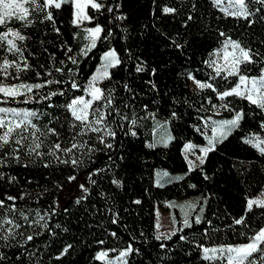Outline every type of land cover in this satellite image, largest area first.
Instances as JSON below:
<instances>
[{
	"label": "trees",
	"instance_id": "16d2710c",
	"mask_svg": "<svg viewBox=\"0 0 264 264\" xmlns=\"http://www.w3.org/2000/svg\"><path fill=\"white\" fill-rule=\"evenodd\" d=\"M97 2L104 7L94 10L89 6L87 15L91 20L83 28L73 24L72 4H64L53 12L55 23L45 20L44 13L33 12L28 25L19 21L7 25L26 37L18 42L23 45V56H12L0 49V57L16 60L21 67L26 61L29 68L18 74L19 79H14L17 73L9 69L12 75L4 83L61 80L64 83L49 85L40 92L63 91L64 95L41 102H37V96L29 103H24L25 97L21 96L0 103V107L43 113L34 123L42 130L56 128L65 147L71 120L65 105L75 97L85 96L105 52L115 50L121 63L110 69L111 78L101 83L106 94L111 90L113 107L119 112L108 117L116 133L114 139L106 138L113 145L111 149L99 144L90 133L89 144L100 150L90 157L84 156V163L79 166L62 164L48 155L29 158L21 153L20 164L13 161L7 167H0L4 174L0 178V200L5 204L0 216L14 219L21 225L17 231L23 234L8 242L11 247L3 246L5 242L0 241V255L5 257L0 264H106L95 259L97 253L108 251L116 256L129 245L133 251L127 264H226L219 260L205 261L201 246L245 244L264 227V209L254 206L252 212L245 213L246 199L264 191V156L244 143L252 135L264 137V129L260 128L264 113L235 96L221 101L217 92L230 90L236 78L213 80L215 72L205 62L230 37L259 53L254 57L258 62L248 65L245 72L248 76H259L264 68V5L249 0L253 15L245 20L226 16L211 0ZM165 7L176 11L165 13ZM97 25L104 29L101 39L83 55V29ZM5 30L6 27L0 26V32ZM109 31L111 36H107ZM69 56L77 63L73 64ZM137 67L143 71L137 72ZM56 68H63V72H56ZM49 71L51 76L46 74ZM189 74L201 82L213 83L217 91L192 90ZM72 81L79 89L71 88ZM49 103L54 106L48 107ZM225 103L227 109L221 107ZM241 110L245 118L240 127L215 144L201 166L189 171L184 146H205L207 124L213 119H232ZM162 124L169 131L168 144L149 147ZM132 131L135 136L131 135ZM56 140L55 136H49L45 145ZM41 151L47 152V147ZM58 155L61 159L68 158L63 153ZM45 163L49 166L44 167ZM157 172L167 173L162 186L157 183ZM92 173L95 174L91 180L95 183L88 179ZM72 176L74 180L69 179ZM114 180L118 183H113ZM81 184L88 189L87 193L80 189ZM9 196L15 197V201L7 200ZM188 198H197L194 213L201 217V223L195 224L193 218L192 227H180L183 231H177L178 228L170 239L157 240L156 206ZM77 200L80 202L76 203ZM10 205L17 209L14 215L7 212ZM21 211L29 217L28 221L22 219ZM37 211L46 214L41 225L47 223V228L32 223ZM242 216L246 217V226L236 225L234 221ZM28 235L33 240L26 242ZM181 236L186 239L181 240ZM69 245L68 252L61 255Z\"/></svg>",
	"mask_w": 264,
	"mask_h": 264
},
{
	"label": "snow or ice",
	"instance_id": "6c2138e0",
	"mask_svg": "<svg viewBox=\"0 0 264 264\" xmlns=\"http://www.w3.org/2000/svg\"><path fill=\"white\" fill-rule=\"evenodd\" d=\"M255 3L264 5V0H253ZM214 7H218L226 16H231L234 18L248 19L253 13L249 9V0H211ZM64 4L74 5V19L73 24L79 25L84 20H91V17L85 14V7L91 5L94 10H100L104 7L102 3L97 2V0H0V26L6 27V30L0 32V49H5L12 56L20 55L23 56V45L22 43L26 40V37L22 35L19 31L7 27V25L12 21H19L24 25L31 23V15L33 12L44 13V19L55 23L53 12L55 10L61 9ZM111 12L112 8H108ZM165 13H174L176 10L170 7H165L163 9ZM191 19V17H189ZM58 31V29H57ZM104 29L97 25L94 28L86 29L88 33L87 39L90 43L82 49V54L87 55L91 49L96 47L97 41L101 39V33ZM112 33L109 31L107 36H111ZM221 36H225V33L221 32ZM107 36L104 39H107ZM179 47V45H178ZM69 52L72 50L69 48ZM215 59H210L205 63L212 69H214L215 76L212 77H222L227 80L229 77H235L236 83L230 90H225L223 92H217L219 99L224 101L228 97H238L242 100L248 101L250 105H254L262 113H264V68L261 69L259 76H248L245 74L247 71V66L256 64L258 61L254 59L255 56H259V53H253L251 49H246L241 45L239 41L232 40L230 37L225 39L222 48L214 53ZM69 60L73 64L77 63L74 57L69 56ZM2 63H0V76L4 79H0V96L3 100L0 103H7L9 100L15 101L17 97H25L24 103H29L34 97H39L37 102L41 101H51L53 97L57 95H64L63 91H50L47 94H42L41 89L47 88L52 84L64 83L61 80H44L43 83L29 84L25 82H20L18 84H6L4 80L7 79L12 73L9 69H14L17 73L14 79H19V73L22 71H27L29 65L24 62L23 67L16 60H9L7 56L0 57ZM103 63L100 69L97 70V74L94 75L88 83L85 89L86 96L75 97L70 102L65 105L67 112L70 113L71 120L68 123V128L70 132V137L68 141V146H63L59 141L60 133L53 127H47L46 130H42L34 121L39 120L43 113H39L35 110L28 109H17L9 107H0V167H7L11 162L17 164L21 163V153L25 156L31 157H43L45 155L52 156L56 158L62 164H70L73 167L79 166L84 163L83 157H90L92 153L99 151L100 149L95 148L89 144L92 139L89 134H94L95 139L99 144L104 145L105 148L111 149L113 145L106 141L107 137L115 138V131L110 127L108 123V117L116 112H119L113 107V97L111 95V90L106 94L103 89L97 86L99 81L110 79V69L117 67L121 60L118 58L115 50H109L105 52L102 57ZM223 61L220 63L219 61ZM63 63V61H61ZM56 72H63V68H56ZM71 71V70H69ZM137 72L143 71L142 67L136 68ZM48 76L52 75L49 71L46 73ZM37 77H40V73H36ZM188 79L193 80L196 87L200 90L211 89L216 92L217 89L214 87L213 83L201 82L195 79L191 74L188 75ZM79 85L75 82H71L72 89H79ZM127 88V85H125ZM48 107H53L51 103L47 105ZM215 107V105L213 106ZM221 107L227 109L228 104H222ZM108 109L109 111H105ZM175 115V113H173ZM126 119L127 117H122ZM245 118V113L241 111H236L234 117L229 120H224L214 127H212L213 137L208 140V147L200 149L203 156L198 157L200 164L204 163V156L208 152L214 150L216 142H222L226 139L228 135L234 129L240 127V122ZM114 122V121H113ZM136 121L133 120L132 124ZM260 128L264 129V121L261 122ZM78 129V131H77ZM131 135L135 136L134 131ZM49 136H55L57 138L55 143L50 145H45V140ZM88 137V139H84ZM244 143L251 145L256 149L262 156H264V137L259 135H252L244 139ZM155 144L149 145V147H155ZM166 146V144H165ZM47 147V152L41 151L42 148ZM193 148V145H185V152H189ZM84 150V151H82ZM80 152L77 156L76 153ZM58 153H63L67 156V159H61ZM27 167V164L24 165ZM44 167H48L49 164L45 163ZM194 167L193 162L189 161V171ZM99 171V170H97ZM89 175L88 179L92 183L95 181L91 180ZM3 173L0 172V178L3 177ZM167 176V173L164 174ZM14 179V177L12 178ZM70 180H74L75 176L69 177ZM176 179H183V177H177ZM113 183H118V181H113ZM162 186V185H161ZM80 189L87 193L88 189L81 184ZM192 187H195L192 185ZM7 200L15 201V197H6ZM80 201L77 200L76 203ZM139 203V201H136ZM172 207L171 204L168 205ZM264 209V193H261L257 198H247L245 213H250L253 207ZM181 211H184V205L179 206ZM189 208L195 210L196 205L189 204ZM5 208L4 200H0V209ZM17 209L14 205H10L7 208V212L10 215H14ZM202 211V209H201ZM20 216L23 220L28 221L29 217L24 215L21 211ZM159 215V214H158ZM190 213L185 212L183 219V228L192 227V221L189 219ZM46 214L41 215L39 211L36 212V219L32 221L35 225H41L42 221H45ZM173 223H176L175 215L172 216ZM195 224L199 225L201 223V217L196 216L194 220ZM115 223V221H113ZM236 225H245L246 217L242 216L234 221ZM47 228V223L41 225ZM57 227H59L57 225ZM157 229L160 228V224L157 223ZM21 228V225L17 223L14 219L8 218V216H0V241L5 242L3 246L12 245L8 244L9 241L16 239L18 235H23L17 230ZM183 228L177 231L182 232ZM115 236V233H112ZM176 235V231L165 235L164 233L158 234L155 238L160 239H170L171 236ZM181 240L186 239V237L181 236ZM33 236L28 235L26 237L27 241H32ZM99 243H103L100 241ZM22 246V245H21ZM71 245L67 246L61 255L66 254ZM163 247V245H162ZM202 247V258L205 261H223L226 264H264V227L259 228L255 234L248 238V242L240 245H228L221 247ZM133 249L131 245L125 251H121L119 256L116 258L117 261H121L122 264H127L123 260L127 257ZM107 251H101L97 253L95 259L99 261H106V264H114L112 260H107ZM5 259L3 255H0V260ZM19 259V257H18ZM59 259V257H57Z\"/></svg>",
	"mask_w": 264,
	"mask_h": 264
},
{
	"label": "rangeland",
	"instance_id": "374dc122",
	"mask_svg": "<svg viewBox=\"0 0 264 264\" xmlns=\"http://www.w3.org/2000/svg\"><path fill=\"white\" fill-rule=\"evenodd\" d=\"M89 6H91V5L89 4V5H87L85 7L84 11H85L86 15H87V8ZM223 6L226 7V0H225V4ZM74 11H75V8H74ZM88 22H89V20H84L78 26L80 28H83L82 26L84 24L88 23ZM83 32H84V39H85V46H86V45H88L90 43V40L87 39L88 33L86 32V29H83ZM85 46L83 47V49L85 48ZM221 48H222V46L219 49H217L215 52H213V54L211 55L210 59H215L216 57H215L214 53H216ZM219 62L223 63L222 60L219 61ZM102 63H103V60H102L101 64L99 65V67L97 68V70L101 68ZM97 70L94 73V75L97 74ZM102 82H103V80L99 81L97 86L101 88V83ZM190 87H191L192 90L198 89L194 82L191 83ZM85 98H89V97H87L86 94H85ZM222 121H224V120L213 119L207 124L208 125V131H207V135H206V141L207 142H206L205 146H197V145L191 144V145H193V148L187 153L185 152V146H184L183 154H184V157H185V160H186L188 166H189V161L193 162V164H194L193 168L201 166V164H200V162L198 160V157L203 156L204 154L200 152V149L204 148V147H208V140L213 137L212 127H214L216 124H218V123H220ZM169 140H170V135H169V131H168L167 126L165 124L160 125L157 128V131L155 133L154 144L155 145H160V146H165V144L166 145L168 144ZM217 143L218 142H216L215 144H217ZM205 157L206 156H204V159H205ZM164 174H165V172H157L156 173L157 183L160 184V185L163 184L167 180L168 176H165ZM261 193H264V191H262ZM260 194H258L254 198H257ZM169 204H171L172 207H169L168 206ZM189 204H194L197 207V204H198L197 198H188V199H183V200L166 201V202H163V203L157 205L156 209H155L156 234L158 235L160 233H164L165 235H167V234H170L173 231H176L178 228L183 227V219H184L185 212L190 213V215H189V219L190 220H192L193 218L198 216V215H196L194 213L195 210H193V209L188 207ZM180 205H184L185 206L183 212L181 211V209L179 207ZM196 207H195V209H196ZM173 215H175V217H176V223H173V220H172V216ZM157 223L160 224V228L159 229H157V227H156ZM118 256H119V254L116 255V256H111L110 253L108 252V257L106 259L107 260H112L114 262V264H122L121 261H117L116 260V258ZM127 259H128V256L123 258V260L126 261V262H127ZM103 262L106 263V261H103Z\"/></svg>",
	"mask_w": 264,
	"mask_h": 264
}]
</instances>
